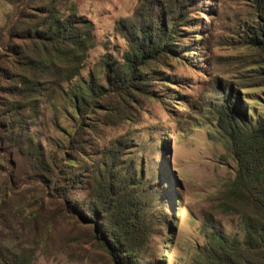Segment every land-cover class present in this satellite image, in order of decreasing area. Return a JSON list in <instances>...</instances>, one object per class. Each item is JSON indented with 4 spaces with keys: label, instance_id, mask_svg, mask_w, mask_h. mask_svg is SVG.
<instances>
[{
    "label": "trees",
    "instance_id": "trees-1",
    "mask_svg": "<svg viewBox=\"0 0 264 264\" xmlns=\"http://www.w3.org/2000/svg\"><path fill=\"white\" fill-rule=\"evenodd\" d=\"M178 1L167 5L170 0H163L146 14L137 11L131 19L119 21L116 31L127 49L121 62L111 53L102 56V80L97 82L93 77L80 79L95 45L94 24L73 6L63 12V0H38L32 6L29 0L1 48L3 142L14 154H24L33 176L61 200L66 216L88 230L86 239L77 241L92 242L111 264H151L155 253L152 237L159 222L150 214L146 161L142 156L127 158L126 149L133 142L123 136L110 141L90 172L86 164L78 168L76 164L86 157L87 134L97 129L92 115L101 113L103 119L97 123L108 125L135 119V103L155 94L151 91L154 69L170 70L172 58L179 56L180 27H187L189 14ZM251 39L264 48V27ZM230 91L233 96L212 104L210 114L237 164L234 179L222 192L220 210L235 216L238 225L227 234L207 218L202 226L205 245L197 264H264V117L247 111L239 97L247 93ZM55 97L72 109L73 131L61 151H44L35 143L30 127L38 116L40 99ZM40 213L26 197L10 206L7 194H0V264L34 263L37 244L51 237L55 224L52 217L42 219ZM26 229L32 236L27 247L18 237Z\"/></svg>",
    "mask_w": 264,
    "mask_h": 264
},
{
    "label": "rangeland",
    "instance_id": "rangeland-1",
    "mask_svg": "<svg viewBox=\"0 0 264 264\" xmlns=\"http://www.w3.org/2000/svg\"><path fill=\"white\" fill-rule=\"evenodd\" d=\"M28 1L0 0V52L8 42L9 28ZM146 1L63 0V12L73 6L95 28V45L80 79L102 80L105 54L122 61L127 43L116 31L119 21L164 4L163 0H150L153 5ZM171 1L175 0L167 5L174 4ZM180 1L184 0L177 4L188 9L189 22L180 27L183 43L179 56L169 63L170 70L154 69L151 91L155 94L139 98L134 105L135 119L130 121L108 125L97 123L103 119L101 113L92 115L97 129L93 135L87 134L86 157L76 164L77 168L86 164L90 172L110 141L123 136L132 140L127 158L142 156L146 161L150 214L159 222L152 237L155 253L151 264H197L205 245L202 226L207 218L227 234L236 231L237 218L223 214L220 205L237 164L217 130L211 105L233 96L230 89H235L247 93L239 97L252 116L264 117V48L251 39L264 27V0ZM241 107L245 109L242 103ZM37 112L30 127L35 143L44 151L65 148L74 126L72 109L58 97L51 101L42 98ZM2 130L0 124V194H7L10 206L26 197L32 208L40 210L42 219L55 221L51 237L37 244L33 264H111L92 242L77 241L86 239L88 230L66 216L61 200L33 176L24 154H14L3 142ZM18 237L26 247L32 240L27 229Z\"/></svg>",
    "mask_w": 264,
    "mask_h": 264
}]
</instances>
